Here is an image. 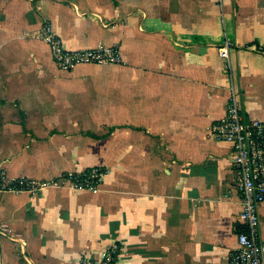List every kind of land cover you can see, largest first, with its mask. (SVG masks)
Here are the masks:
<instances>
[{
  "label": "crops",
  "instance_id": "0c3cea01",
  "mask_svg": "<svg viewBox=\"0 0 264 264\" xmlns=\"http://www.w3.org/2000/svg\"><path fill=\"white\" fill-rule=\"evenodd\" d=\"M45 23L121 62L60 70ZM225 40L243 114L264 120V0H0V264H80L113 243L115 264H229L242 198L231 145L209 137ZM94 168L98 188L72 186ZM22 178L57 186L7 189Z\"/></svg>",
  "mask_w": 264,
  "mask_h": 264
},
{
  "label": "built area",
  "instance_id": "2783aa9c",
  "mask_svg": "<svg viewBox=\"0 0 264 264\" xmlns=\"http://www.w3.org/2000/svg\"><path fill=\"white\" fill-rule=\"evenodd\" d=\"M41 37L49 46L53 61L60 70L71 71L78 65H105L120 63L116 47L92 49H67L48 23L43 24ZM233 44L225 40L219 55L226 60L230 72V89L226 115L212 124L209 137L216 142L230 144L233 149L235 185L242 198L240 222L243 231L237 233L238 246L230 253L229 264H264V245L261 242L259 209L264 204V120L246 119L240 102L239 91L232 76L230 50ZM104 178V171L94 168L68 179L77 190H95ZM57 183H36L25 178L19 179L10 191L36 194ZM121 248L113 243L96 259L84 257L80 264H115Z\"/></svg>",
  "mask_w": 264,
  "mask_h": 264
},
{
  "label": "trees",
  "instance_id": "16d2710c",
  "mask_svg": "<svg viewBox=\"0 0 264 264\" xmlns=\"http://www.w3.org/2000/svg\"><path fill=\"white\" fill-rule=\"evenodd\" d=\"M244 229H242L241 231H243Z\"/></svg>",
  "mask_w": 264,
  "mask_h": 264
}]
</instances>
